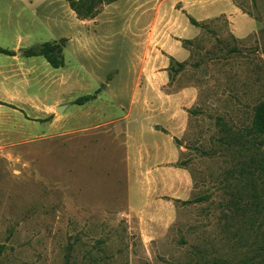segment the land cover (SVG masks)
I'll list each match as a JSON object with an SVG mask.
<instances>
[{"label": "rangeland", "instance_id": "374dc122", "mask_svg": "<svg viewBox=\"0 0 264 264\" xmlns=\"http://www.w3.org/2000/svg\"><path fill=\"white\" fill-rule=\"evenodd\" d=\"M234 2L254 18L246 31L257 32L237 40L225 19L207 22L171 74L173 90L198 92L177 143L195 192L171 226L149 237L124 203V149L109 150L100 128L123 119L143 92L134 91L143 62L132 29L123 19L94 27L98 48L85 51L61 23L49 28L31 10L0 9V48L66 40L60 68L43 57H23L24 67L0 54V100L21 102L0 101V264H264V138L252 129L264 101V0ZM33 28L19 41L17 33ZM114 97L119 105L111 106Z\"/></svg>", "mask_w": 264, "mask_h": 264}, {"label": "crops", "instance_id": "0c3cea01", "mask_svg": "<svg viewBox=\"0 0 264 264\" xmlns=\"http://www.w3.org/2000/svg\"><path fill=\"white\" fill-rule=\"evenodd\" d=\"M61 2H64L62 8L68 4L66 0H14L2 2L0 9L8 15L11 10H31L32 16L40 15L49 28H56L61 23L76 31L85 51L98 48L94 43L100 38L94 27H110L123 19L125 28L132 29L133 34L127 37L135 43L143 62L137 70L134 91L140 89L143 92L130 100L128 114L123 119H106L100 128L102 135L109 138V150L115 149L116 145L124 149L127 170L124 203L140 219L142 233L153 236L158 230L156 226L166 228L174 223L181 203L190 201L195 192L191 172L179 165L181 147L176 140L186 132L189 110L198 92L193 87L173 90L177 87L170 73L172 60L182 63L190 58V51L183 41H193L201 35V28L193 31L190 18L200 23L225 19L237 40L257 32H247L243 27L244 22H250L248 19L254 22V18L244 13L234 0H118L103 6L96 17L86 20L79 19L70 7L67 12L60 13ZM23 15L21 12L20 16ZM31 32H35V28L17 33L19 41L25 39L24 36L28 38ZM10 51L18 53L9 56L10 62L25 67L22 48L16 46ZM33 58L36 57L30 59ZM2 67L1 62L0 70ZM20 80L18 77L13 83L20 84ZM0 101L9 106L21 104L14 97ZM108 103L119 105V98H111ZM134 110L139 113L138 119L132 118ZM103 116L105 118V114Z\"/></svg>", "mask_w": 264, "mask_h": 264}, {"label": "trees", "instance_id": "16d2710c", "mask_svg": "<svg viewBox=\"0 0 264 264\" xmlns=\"http://www.w3.org/2000/svg\"><path fill=\"white\" fill-rule=\"evenodd\" d=\"M70 9L74 11L79 19L86 20L96 17L100 9L105 5H110L118 0H66ZM191 23L198 28H205V23H200L193 18H190ZM66 40L62 39L59 42L44 43L41 46L26 48L22 50V55L26 58L32 57H43L52 67L60 68L65 65L63 51L65 47ZM193 41L185 40L183 41L184 46L192 45ZM0 54H5L7 56H14L16 52L7 49L0 48ZM174 60H172V63ZM178 69H173V64L170 67V73L181 71L184 67V62L178 63L174 62ZM171 75V80H172ZM98 93V92H97ZM97 93L95 95H87L78 98L75 104L83 105L89 101L95 100L97 98ZM2 103H0L1 105ZM252 129L258 134L262 135L264 138V101L259 103L254 111V117L252 121ZM178 143V140H176ZM182 166L181 164H179ZM202 200V199H201ZM200 200H196L198 202ZM193 201L182 202V205L191 204ZM4 251V246H0V256Z\"/></svg>", "mask_w": 264, "mask_h": 264}, {"label": "water", "instance_id": "95a60500", "mask_svg": "<svg viewBox=\"0 0 264 264\" xmlns=\"http://www.w3.org/2000/svg\"><path fill=\"white\" fill-rule=\"evenodd\" d=\"M57 110L60 111L61 110V107H57Z\"/></svg>", "mask_w": 264, "mask_h": 264}]
</instances>
